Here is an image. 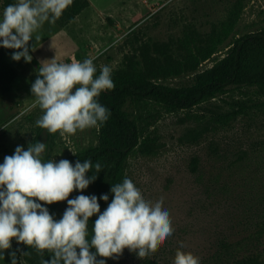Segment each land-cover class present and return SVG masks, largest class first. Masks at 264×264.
Returning <instances> with one entry per match:
<instances>
[{"label":"rangeland","instance_id":"rangeland-1","mask_svg":"<svg viewBox=\"0 0 264 264\" xmlns=\"http://www.w3.org/2000/svg\"><path fill=\"white\" fill-rule=\"evenodd\" d=\"M73 1V0H72ZM90 6L64 27L44 22L29 41L32 61L12 59L15 49L0 46V56L17 71L10 92L0 96V164L17 146L45 143L41 159H62L99 143V125L75 134L49 133L36 125L43 111L32 96L40 61L58 63L92 58L112 73L136 68L155 81L180 87L228 55L236 41L264 30V0H89ZM7 6L0 2V19ZM197 52H189L185 42ZM35 47V51L32 48ZM196 56V57H195ZM186 60H189L187 62ZM198 62V63H197ZM196 65V66H195ZM79 87V85H77ZM124 112L138 125L141 140L125 165L146 201L162 202L172 235L155 253L139 258L125 248L106 264H142L153 258L174 264L177 250L191 253L199 264H215L221 242L241 245L242 255L264 264V96L257 86H232L192 109H172L153 99L129 100ZM205 129L193 140V129ZM74 153V154H73ZM200 159L193 172L190 163ZM92 196L86 188L68 199ZM62 201L53 215L62 218ZM22 243L0 252V264H26ZM92 251H95L92 249ZM240 252V251H239Z\"/></svg>","mask_w":264,"mask_h":264},{"label":"clouds","instance_id":"clouds-1","mask_svg":"<svg viewBox=\"0 0 264 264\" xmlns=\"http://www.w3.org/2000/svg\"><path fill=\"white\" fill-rule=\"evenodd\" d=\"M71 2L18 0L9 4L0 19V46L18 50L13 52V60L23 58L30 63L29 41L40 42L41 36L34 34L44 22L54 24ZM38 69L31 85L32 96L43 111L35 122L38 127L49 133L75 134L109 119L110 110L97 99L104 90L114 88L109 66L102 65L97 76L92 58L70 63H58L54 58L40 61ZM45 148V143L38 141L29 143L27 150L17 146L0 164V252L11 248L15 239L34 247L41 256L47 251L51 260L42 259L41 264H106L97 256L118 258L127 248L139 258L148 257L172 235L169 213L162 209V202L146 201L127 177L112 185L113 198L102 213L95 195L68 199L74 190L88 188L103 166L99 162L93 165L91 160H77L75 166L66 159L42 162ZM93 167L96 174L87 176ZM99 199L107 202L109 196ZM65 200L68 207L56 221L43 205ZM97 214L89 240V219ZM12 264H17L15 253ZM174 264H199V259L177 250Z\"/></svg>","mask_w":264,"mask_h":264},{"label":"trees","instance_id":"trees-1","mask_svg":"<svg viewBox=\"0 0 264 264\" xmlns=\"http://www.w3.org/2000/svg\"><path fill=\"white\" fill-rule=\"evenodd\" d=\"M6 6L17 3L18 0H0ZM90 6L89 0H73L56 20L61 27L66 26ZM189 52H197L191 47V41L185 42ZM196 57V56H195ZM189 62V60H186ZM198 63V62H197ZM196 66V65H195ZM17 71L0 56V96L10 92L17 78ZM114 88L104 90L97 98L99 103L110 110L109 119L99 125V143L86 152L74 155L68 159L75 166L77 160H91L93 165L99 162L103 167L97 174V179L88 188L98 198L101 213L111 203L113 195L112 185L122 183L125 178L124 170L129 157L138 149L141 132L136 124L125 112L124 106L129 100L153 99L172 109H192L204 100L214 97L221 91L232 86H257L264 96V30L257 31L239 38L228 55L213 67L198 72L193 76V82L187 86L172 87L155 81L143 71L128 68L111 73ZM205 133V129H193L189 136L198 141ZM50 160L49 157L42 162ZM192 171L199 170L200 159L194 158L190 163ZM95 175V169L90 176ZM107 194V202L99 199ZM42 203L40 201H36ZM62 202L43 205L53 216ZM98 214L89 219L88 239L92 236V226ZM22 254L26 264H41L42 259L51 260V255L45 251L41 256L34 247L22 243ZM240 251V252H239ZM242 247L230 242H221L214 253L215 264H263L258 256L242 255ZM79 252V249H77ZM142 264H162L153 258H145Z\"/></svg>","mask_w":264,"mask_h":264}]
</instances>
